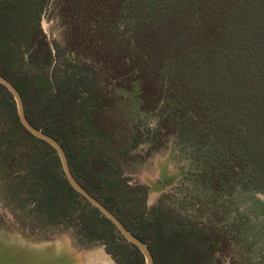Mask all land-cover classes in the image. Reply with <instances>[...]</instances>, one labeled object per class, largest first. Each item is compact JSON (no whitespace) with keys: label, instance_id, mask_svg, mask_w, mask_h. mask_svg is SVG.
<instances>
[{"label":"trees","instance_id":"1","mask_svg":"<svg viewBox=\"0 0 264 264\" xmlns=\"http://www.w3.org/2000/svg\"><path fill=\"white\" fill-rule=\"evenodd\" d=\"M47 2L0 0V74L21 94L26 118L60 143L76 180L147 244L154 264H216L211 227L147 207L145 197L132 196L117 179L108 146L81 121L78 106L87 93L73 99L64 81L54 87L44 66H24L26 43L42 37ZM64 3L69 43L77 50L86 45L118 85L136 84L139 108L160 110L158 129L188 148L185 178L193 176L215 195L264 188V0ZM50 55L45 43L47 60ZM0 149V174L15 182L17 199L101 239L116 264H145L137 247L69 185L55 150L21 125L1 84Z\"/></svg>","mask_w":264,"mask_h":264},{"label":"rangeland","instance_id":"2","mask_svg":"<svg viewBox=\"0 0 264 264\" xmlns=\"http://www.w3.org/2000/svg\"><path fill=\"white\" fill-rule=\"evenodd\" d=\"M64 1L48 0L40 17L42 37L26 43L24 66H44L54 87L64 81L73 90V99L87 93L78 106L81 121L102 137L109 162L118 168L117 179L132 196L145 197L147 207L172 211L177 220L211 227L217 241L212 255L216 264H264V188L237 187L215 195L193 176L185 178L192 155L174 135L158 129L160 110L142 111L136 84L129 89L118 85L90 58L86 45L77 50L69 43L70 17L62 10ZM86 36L83 29L81 37ZM7 155L12 158L14 150L8 149ZM163 175L173 177L172 182ZM14 185L0 174V234L7 243L26 248L63 244L76 252L81 264H116L101 239L80 232L75 223L49 219L35 203L17 199ZM163 190L170 192L162 196Z\"/></svg>","mask_w":264,"mask_h":264},{"label":"water","instance_id":"3","mask_svg":"<svg viewBox=\"0 0 264 264\" xmlns=\"http://www.w3.org/2000/svg\"><path fill=\"white\" fill-rule=\"evenodd\" d=\"M0 84L3 85L12 95L18 119L21 125L36 138H39L47 142L56 152L63 173L67 179L69 185L81 194L89 203L96 207L105 217H107L117 228L119 233L132 245L137 247L139 252L144 258L145 264H154L152 254L142 240L136 237L130 230H128L124 224L98 199L92 196L80 183L76 180L72 174L66 154L60 145V143L52 136L43 132L41 129L33 126L25 116L24 104L18 89L0 74ZM166 182H172L173 177H165ZM157 186V185H156ZM165 186H157L154 188L162 189ZM0 264H81L80 257L75 251L63 244H51V245H40L36 248H26L21 245L13 247L0 234Z\"/></svg>","mask_w":264,"mask_h":264},{"label":"flooded vegetation","instance_id":"4","mask_svg":"<svg viewBox=\"0 0 264 264\" xmlns=\"http://www.w3.org/2000/svg\"><path fill=\"white\" fill-rule=\"evenodd\" d=\"M190 163H191V161H190ZM189 169V168H188ZM186 172H187V170H186Z\"/></svg>","mask_w":264,"mask_h":264},{"label":"crops","instance_id":"5","mask_svg":"<svg viewBox=\"0 0 264 264\" xmlns=\"http://www.w3.org/2000/svg\"><path fill=\"white\" fill-rule=\"evenodd\" d=\"M162 191V190H161ZM163 192H164V190H163Z\"/></svg>","mask_w":264,"mask_h":264}]
</instances>
